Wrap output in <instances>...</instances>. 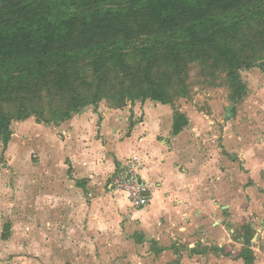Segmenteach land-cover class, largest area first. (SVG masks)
Wrapping results in <instances>:
<instances>
[{"label": "crops", "instance_id": "1", "mask_svg": "<svg viewBox=\"0 0 264 264\" xmlns=\"http://www.w3.org/2000/svg\"><path fill=\"white\" fill-rule=\"evenodd\" d=\"M176 111L186 114L145 99L84 108L54 125L28 118L22 264L30 263L33 246L52 253V246L65 245L61 239L67 235L116 237L128 247L120 257L125 264H244V255L251 264H264V155L254 156L255 145L253 151L247 145L244 175L225 154L235 151L227 141L232 128L214 120L197 126L186 114L187 124L173 133ZM208 132L211 140L198 139ZM128 159L140 165L144 180L157 185L144 209L133 208L122 192L124 201H111L114 191L107 181ZM8 201L0 186V226L2 214L11 212ZM85 212L87 223L77 234ZM47 224L56 229L55 237L47 234ZM28 225L40 236L34 245ZM46 236L56 240L48 242ZM16 242L13 232L0 238V264H14Z\"/></svg>", "mask_w": 264, "mask_h": 264}, {"label": "rangeland", "instance_id": "2", "mask_svg": "<svg viewBox=\"0 0 264 264\" xmlns=\"http://www.w3.org/2000/svg\"><path fill=\"white\" fill-rule=\"evenodd\" d=\"M214 19L219 25L234 26L232 31L219 34L216 39L235 51L240 60L251 64L250 68H242L240 72L243 89L239 95L234 96L233 86L228 81L224 65L221 63L214 65L211 59L194 61L186 59L180 61L178 66L153 64L151 76L170 93L171 100L166 104L174 109L181 108L189 117L195 119L193 122L197 126L203 121L214 120L218 125L229 126L228 130L232 128L227 141L228 144L235 146L232 148L235 151L225 154L236 165L238 164L239 172L246 175L249 172L247 145L252 151L255 145L254 156L264 155V0H245L240 9L230 13H218ZM211 31H215V27L211 28ZM172 38L178 40L180 37L174 35ZM168 39V34L151 31L128 38L126 41L109 42L108 47L104 44V48H116L121 53L129 64L130 72H123L116 64L108 63V73L100 89V99L96 104L89 103L79 111L101 106L122 107L129 103L131 100L128 98H125L123 102L118 99L119 90L122 86L132 85L136 93L134 86L137 81L133 80L130 74L140 75L137 71L138 67H144L145 60L151 56L148 52L143 58L138 48L154 45L159 40L166 43ZM159 49L161 50V47ZM73 66L76 74H73L70 89H58L54 86L52 77L42 80L32 79L28 85L30 88L25 87V84L23 88H18V80L13 79L8 85L10 92L6 90L0 96L1 107L12 118L11 136L6 145L3 137L0 136V186L2 189H7L8 202H11L9 205L11 212L1 216L3 223L0 226V238L5 239L12 232L15 234L17 245L14 248V264H22V260L18 257H21L23 253V232L25 231L23 226V172L26 159L23 151L24 123L28 118H33L35 121L39 120L44 124L49 121V124L54 125L61 122L57 119V113L65 108L72 95L80 92L91 97L98 82L91 56L80 54ZM124 74L129 75L128 79H125ZM23 80L27 81L24 76ZM34 82L38 83L32 87ZM2 91L4 92L3 89ZM197 137L205 141L206 137L207 140H211L213 136L208 132L202 137ZM255 167L258 169L259 165ZM64 171L68 170L65 168ZM263 172L264 169H261V178L264 177ZM109 189L114 191L111 192L112 203L120 204L125 200L120 191ZM261 190L264 192V188ZM81 217L85 220L84 223L80 222L79 227L76 226L77 234L82 231V224L87 223V212L83 216L81 214ZM51 219L49 215L48 220ZM7 221L12 222L10 224ZM112 221L113 225L118 223L114 217ZM246 225L247 223H244L243 227ZM47 226V234L55 237L54 226L49 224ZM27 233L31 234L33 245L36 239L40 238L34 225H28ZM51 236H46L48 242L56 240L50 239ZM66 237L68 239H61L65 242L64 246L51 247L52 253H41L38 246H33L29 264H125L120 257L123 254L126 255L128 247L116 237L114 239H82V235L81 239L68 235Z\"/></svg>", "mask_w": 264, "mask_h": 264}, {"label": "trees", "instance_id": "3", "mask_svg": "<svg viewBox=\"0 0 264 264\" xmlns=\"http://www.w3.org/2000/svg\"><path fill=\"white\" fill-rule=\"evenodd\" d=\"M244 3L245 0H0V96L13 79L18 80V88L23 84L30 88L32 79L52 77L55 87L70 89L76 74L74 62L80 54L91 56L98 78L96 89L91 97L80 92L70 97L57 113V119L65 121L80 108L98 102L108 63L130 72L121 53L116 48H104V44L108 47L109 42L126 41L151 31L168 34L169 39L138 48L143 58L148 52L151 56L144 67L136 64L140 75L130 74L137 81L136 93L132 85L122 86L120 101L128 98L169 103L170 93L151 76L153 64L178 66L186 59H211L214 65L223 64L234 96L239 95L243 89L240 72L251 64L216 39L234 26L219 25L214 16L234 12ZM214 27L215 31H211ZM174 35L180 38L175 40ZM23 76L27 81H22ZM11 119L0 102V136L5 145L11 136ZM186 124V116L176 111L173 133ZM242 257L244 264H251L250 257Z\"/></svg>", "mask_w": 264, "mask_h": 264}, {"label": "built area", "instance_id": "4", "mask_svg": "<svg viewBox=\"0 0 264 264\" xmlns=\"http://www.w3.org/2000/svg\"><path fill=\"white\" fill-rule=\"evenodd\" d=\"M139 166L132 159L121 162L111 174L109 186L124 193L133 208L144 209L149 205L157 185L141 177Z\"/></svg>", "mask_w": 264, "mask_h": 264}, {"label": "water", "instance_id": "5", "mask_svg": "<svg viewBox=\"0 0 264 264\" xmlns=\"http://www.w3.org/2000/svg\"><path fill=\"white\" fill-rule=\"evenodd\" d=\"M259 231V230H258ZM256 236H257V234H256Z\"/></svg>", "mask_w": 264, "mask_h": 264}]
</instances>
